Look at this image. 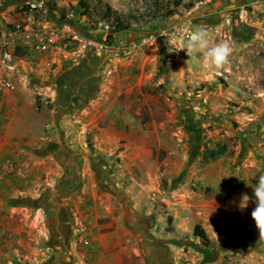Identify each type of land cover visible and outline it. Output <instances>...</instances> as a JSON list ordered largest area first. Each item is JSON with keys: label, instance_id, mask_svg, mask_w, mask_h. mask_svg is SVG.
Returning a JSON list of instances; mask_svg holds the SVG:
<instances>
[{"label": "rangeland", "instance_id": "rangeland-1", "mask_svg": "<svg viewBox=\"0 0 264 264\" xmlns=\"http://www.w3.org/2000/svg\"><path fill=\"white\" fill-rule=\"evenodd\" d=\"M13 1L16 13L32 0ZM39 1L44 4L39 12L42 20L91 31L105 21L112 26L114 17L103 18L109 5L130 25L127 31L144 34L138 44L148 51L156 49L144 66L141 81L146 83L141 91L123 92L113 110L81 138L74 156L75 258L69 259L68 248L56 255L47 227L50 220L32 216L45 232H22L23 245L9 237L10 247L0 248V264H96L98 255L90 249L92 225L110 234L121 219L127 225L140 224L141 229L133 227L132 235L119 233L114 244H133L137 249L140 242L162 236L172 247L173 264H264V232L252 219L253 187L264 175V0L248 3L244 20L237 17V10L228 12V25L224 19L217 25L195 19L197 10L211 0H182L171 16L154 7L156 1L172 0H85L88 8L80 7L82 0ZM188 3L194 6L187 9ZM182 21L194 31L208 32L210 46L227 43L232 49L228 63L221 68L205 66L202 53H187L157 36L161 27ZM219 145L225 147L223 155L206 156V150ZM93 183L98 186L93 193L101 195L104 204L117 205L120 214L124 209L118 222L95 215L87 192L81 201L82 186L89 190ZM106 192L115 194L118 204L102 195ZM243 194L250 199L240 209ZM198 223L217 246H205L194 236ZM142 256L143 251L134 255L133 264ZM145 260L151 264L147 256Z\"/></svg>", "mask_w": 264, "mask_h": 264}, {"label": "crops", "instance_id": "crops-1", "mask_svg": "<svg viewBox=\"0 0 264 264\" xmlns=\"http://www.w3.org/2000/svg\"><path fill=\"white\" fill-rule=\"evenodd\" d=\"M256 2L211 0L197 10L195 19L203 25H217L228 12ZM15 4L13 0H0V31L24 19L22 11L13 12ZM74 29L86 32L79 26ZM142 35L133 31L119 33L115 52L89 47L73 55L65 49L40 51L20 46L14 70L4 67L0 58V80L12 82V87L0 86V248L10 247L9 237L23 245L22 232H45L32 220V216H45L50 220L47 227L51 228L55 254L68 248L69 259L75 258L78 176L74 156L82 144L81 138L97 127L99 118L113 110L123 92L136 89L139 93L146 83L141 81L144 66L156 48L148 51L138 44ZM121 44L131 51L120 50ZM160 49L164 51L161 42ZM90 187L88 190L82 186L80 199L85 201L84 193H88L87 200L94 203L90 208H95V215L110 216L116 222L125 216L124 209L121 208V214L118 211L115 194L102 193L116 205L109 206L101 195L93 193L97 184ZM121 223L110 234H103L101 226L92 225L90 249L98 255L96 264H133L132 257L142 255V251L144 258L138 264H146V256L151 264H173L172 247L162 236L140 242L137 249L133 244H114L112 239L119 238V233L132 235L133 227L141 229L140 224H124V219ZM95 227L98 231H94ZM45 263L48 261L41 262Z\"/></svg>", "mask_w": 264, "mask_h": 264}, {"label": "built area", "instance_id": "built-area-1", "mask_svg": "<svg viewBox=\"0 0 264 264\" xmlns=\"http://www.w3.org/2000/svg\"><path fill=\"white\" fill-rule=\"evenodd\" d=\"M28 10L22 11L24 19L14 24L4 31H0V58L1 62L8 70L16 68V58L18 48L31 47L36 50L44 51L50 49H65L73 55L81 54L89 47L99 51L115 52L116 37L111 42L109 33L111 25L102 22L100 27L93 31L86 32L73 29L67 24H49L39 17V12L44 4L39 0H32L26 3ZM247 14L246 5L238 7L236 15L244 20ZM231 23V19L226 16L224 24ZM194 31L187 21H182L169 26H163L158 30L157 36L167 44L182 48L185 46L189 32ZM127 49L124 44L120 45V50ZM0 86L12 87L10 80H0Z\"/></svg>", "mask_w": 264, "mask_h": 264}, {"label": "clouds", "instance_id": "clouds-1", "mask_svg": "<svg viewBox=\"0 0 264 264\" xmlns=\"http://www.w3.org/2000/svg\"><path fill=\"white\" fill-rule=\"evenodd\" d=\"M188 52L202 53L205 66L209 64L216 68L226 65L231 55V47L227 43H219L215 46L209 45V33L204 30H196L189 32L184 47ZM253 196L255 197L256 207L252 211V219L256 227L264 232V175L258 177L253 187ZM250 197L243 194L240 198L239 208L244 209L249 203Z\"/></svg>", "mask_w": 264, "mask_h": 264}, {"label": "trees", "instance_id": "trees-1", "mask_svg": "<svg viewBox=\"0 0 264 264\" xmlns=\"http://www.w3.org/2000/svg\"><path fill=\"white\" fill-rule=\"evenodd\" d=\"M181 5H183L182 0H172V1H167V2L156 1V5H155L156 7H154V8H155L156 12H161V15H163V16H171L174 13V8L179 7ZM193 6H194L193 3H188V4L184 5V7H186L187 9H190ZM80 7L88 8L89 6L85 0L84 1L82 0L80 2ZM28 9H29L28 5H25V6L20 8L21 11L28 10ZM111 17H114V18H113V23L111 26V31L109 33V37H110L111 42H113V40L115 39V34H119L121 32L127 31L129 29L130 25L125 23L121 19V14L117 10H114L111 6L107 5L106 10L103 13V18L108 19ZM86 30H88V29H86ZM224 153H225V147L223 145H219L216 149L206 150V152H205L206 156H208L211 159H215V158L223 155ZM193 234H194V236L200 238L205 246H208V247L217 246V244L212 243L209 240V238L206 234V231L202 227L201 224L198 223L195 225L194 230H193Z\"/></svg>", "mask_w": 264, "mask_h": 264}]
</instances>
